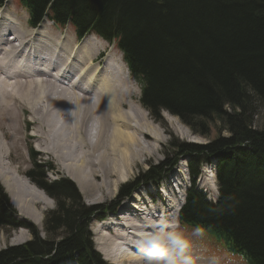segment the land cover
<instances>
[{"label":"trees","instance_id":"1","mask_svg":"<svg viewBox=\"0 0 264 264\" xmlns=\"http://www.w3.org/2000/svg\"><path fill=\"white\" fill-rule=\"evenodd\" d=\"M7 0H0L3 6ZM32 27L48 19L72 26L82 39L94 34L114 42L141 84V104L154 115L179 117L195 133L210 138L211 121L219 136L206 144L174 140L166 157L120 187L109 206L87 207L69 178L49 180L50 162L31 153L27 173L56 201L45 215V238L18 219L0 185V231L26 228L32 240L0 250V264H112L95 249L92 217L114 212L142 185L159 186L188 158L190 187L178 214L182 228L196 225L246 264H264V0H17ZM226 131L227 135L222 134ZM39 156V154H38ZM216 161V202L198 186L203 166Z\"/></svg>","mask_w":264,"mask_h":264},{"label":"bare ground","instance_id":"2","mask_svg":"<svg viewBox=\"0 0 264 264\" xmlns=\"http://www.w3.org/2000/svg\"><path fill=\"white\" fill-rule=\"evenodd\" d=\"M16 21L13 17H8L3 14L2 9L0 10L1 46L2 48L9 45L15 47L16 53L20 56V58L17 59L18 61L15 67L23 63L24 66L26 65L28 68L32 67L34 70L29 71L25 68L10 69V72H7L5 69L1 70L0 77H5L3 78L4 81H0L1 100L7 107L10 106V103L5 100V94L12 86L11 88L15 90L16 96L22 94L30 98L31 103L28 105L34 110L33 105L36 104L38 95H42L43 93L42 91L40 93L41 87L32 89L34 82L26 83L25 86L28 89L25 90L21 88L24 84H20V81H14L13 79H16L17 74H19V77L21 74L22 78L27 77V75L28 77L33 76L38 80L48 76L47 78L49 79L52 91H47L46 103L49 105V109L52 113L50 112L51 115L47 129L54 133L55 136L53 139L54 148L40 145V147L44 148H42V151L53 153L55 156L57 152L62 156L58 157L63 161L64 167L68 170L71 180L73 179L78 183L83 193L91 195L99 190L92 177H95L97 171L98 173L102 172L104 176L103 179L107 178V180H110L113 175H118L117 179H113V191H115L120 182H124L128 179V171L132 169L133 163L131 161L136 149H138L136 152L137 155L143 152L146 153L149 149L155 152L158 148L157 145L164 140L162 135L159 130L150 123L146 111L143 110L139 104H135L137 102L128 103L127 99L122 97L125 94L121 95L118 92V89H124L127 83L124 75L119 76V82L117 83L111 80H100L99 82H85L83 80L84 69L88 66V63L93 61V55L103 50L98 55L101 56L102 53L106 51L105 44L100 41V39L98 40L97 36L96 38L95 35H89V38H83L79 41L77 46L72 47L68 44L70 42L66 41L65 36L56 40L49 36L46 31L42 30L40 26L41 28L39 27L32 31V38H30V40L25 36V38L19 40L18 38L22 37L24 32L27 33V30L23 29L21 24ZM11 28H13L12 31L14 32L11 31ZM28 57L34 60L35 64L31 65L25 62V58ZM98 58L99 57L96 58V61ZM37 60L40 61L38 62ZM44 65L52 67L48 70L43 67ZM86 70L87 69H85V71ZM69 72H73V75ZM39 84H41V82ZM14 86H17L20 91ZM70 90L74 93L81 92L82 96H75L76 101H73V98L69 97ZM91 95L93 96L91 97ZM131 96L132 93L126 89V98L132 99ZM40 99L42 100L43 97ZM126 106H128V109L124 108ZM46 108V106L45 108L42 107V110L45 111ZM13 109L20 111L18 105H15ZM62 112L66 114V119L64 118V120L61 119L62 117L60 118ZM165 116L166 119L174 125V122H176L173 119L174 117H171L172 115L169 116L167 113ZM93 118L97 124H93V122V125H91L90 121L94 120ZM43 129H45V127L42 125V130ZM151 139L155 142V145L151 144L149 141ZM0 145H2V143H0ZM84 147L89 149V163H87L89 165V170L84 165L87 160L86 157L80 160L76 159L80 153L79 151ZM91 151H95V153ZM2 158L3 157L0 156V160ZM97 168H101V172L97 170ZM176 173L178 178L183 174L181 170H176ZM207 175L211 177L209 172ZM0 176H2V174H0ZM215 176L217 178L216 170ZM186 183V185L179 183V185L181 184L184 186V192L180 191V187L178 190L182 196H180V199L166 190V200H168V204L166 205L168 211H166V214L162 210H152L151 208L153 207L148 210L144 209L147 207V202H142L143 198L141 193H137L136 196H133L134 199L126 202L125 208L138 212L140 221L135 218L136 215L134 213L130 215L131 213H128V211H123L119 215L121 220L104 221L99 224V228L96 231L101 232L105 228L109 229V231L110 229L113 230L110 231L113 238L115 237L113 242L116 241L118 243L114 242L112 244L110 236H107L109 240L107 241L106 239L104 243L102 242L98 250L106 251L109 258L112 257L113 263L117 261L121 262L126 259L142 264L140 242L137 240L141 239L143 233L152 230V225L155 222L161 220L169 222L177 221L181 206L185 202L186 190L190 187L189 183ZM209 187L211 190H215L214 186L209 185ZM39 193V191L32 190V192L29 191L25 193L26 195L24 197L20 196V200L16 198L12 200V203L18 207L21 214L24 213L27 218L31 220L34 219V222L37 224H41L39 216H42V212H40V214L38 213V216L35 217V214H33L31 210H29V213L24 210L28 211V207L37 201L43 203L44 210L46 207H49V199H47L49 196L47 195L48 197L46 198L45 195L43 196V193ZM111 194L112 193H110V195ZM169 209H172V211L170 210L169 212ZM145 212L146 216H143ZM117 230L120 231V235ZM103 233L107 234L106 231ZM102 245H104L103 248ZM106 246H108V248ZM192 258L193 264L203 263H201V260L198 261L199 259L197 258ZM210 262L209 260V263H207L212 264ZM204 264H206V262Z\"/></svg>","mask_w":264,"mask_h":264},{"label":"rangeland","instance_id":"3","mask_svg":"<svg viewBox=\"0 0 264 264\" xmlns=\"http://www.w3.org/2000/svg\"><path fill=\"white\" fill-rule=\"evenodd\" d=\"M2 11L3 14H5L6 16L13 17L15 21L17 20L21 24L23 29L27 30V33L24 32L22 34V37L20 38L17 37L19 40H22L25 37L29 38L30 40V38H32V31L41 26L42 30L46 31L49 34V36L55 38L56 40L60 39L62 36H65L66 41H69L70 43L68 44L71 45L72 47L77 46L80 41V39L76 35L75 29L72 26H65V27L60 26L47 19L37 28H33L29 23L28 10L17 0H9L6 3V5L2 7ZM12 30L13 28H11V31ZM88 36L84 38L86 39ZM99 39L105 44L106 51L103 52L101 56L98 55L103 50H101V52H99L98 54L93 55L94 57L93 61L91 63H88V66L85 67V69H87L86 71L84 69L83 80L85 82H90V81L99 82L100 80H111L117 83L119 82V76L124 75L127 83L124 86V89L121 90L118 89L119 90L118 92L121 95L125 94L122 97L127 99L128 103L137 102L135 104H139L141 108L146 111L147 115L149 116L148 119L150 123H152L159 130L164 140L163 142L157 145L158 148L156 149L155 152L149 149L147 150L148 152L146 153L143 152L137 155L136 152L138 151V149H136V151L133 153L134 157L131 161L133 163L132 169L131 171H128L129 177L124 182H120L118 187L115 189V191H113V183H114L113 179H117L118 175H113L110 180H107V178L103 179L104 176L102 175V172L100 170L101 168H97V170H99L101 173H98L97 171L95 173L96 174L95 177L91 175L95 180V183L99 189L98 191H95V193L91 195L83 193L78 183L72 179L79 188L83 197V201L87 207H100L106 205L111 206L114 203V201L117 199V196L119 195L120 187L122 185L135 180L140 175V173H143L146 170H148L150 166L157 165L159 162L164 160V158L166 157L165 149L170 148L169 146L172 141L179 140L185 143L206 144L209 141L214 140L219 136L220 127H221L220 123L211 121L210 123L211 136L210 138H206L195 133L189 126L183 123L179 117L171 114L167 110H162L160 115L152 114L141 104V91H142L141 84L137 80H135L134 77L131 75L130 70L124 60V55L122 51L116 46V44L108 42L101 37H98V40ZM97 57L99 58L96 61ZM18 58H20V56L16 53L14 46L9 45L5 48H2L0 42V71L5 69L7 70V72H10V69H18V68H25L28 69L29 71L34 70L32 69V67L28 68L26 65L24 66L23 63H20V65L15 67ZM25 59H26L25 62L31 65L35 64L34 63L35 61L30 59L29 57ZM37 61L39 62L40 60ZM43 67L49 70L52 66L44 65ZM69 73L73 75V72H69ZM18 75L19 74H17L16 79L13 80L20 81L19 82L20 84H24L23 86H21V88L26 90L28 88L25 86V84L34 82L32 89H37L41 87L40 93L41 91L43 93L42 95H38L36 104L33 105L34 110L30 108L28 105L31 103L30 98H27L22 94L16 96L15 90H12L11 88L12 86L9 88V91L5 94V100L10 103L9 107H7L5 103H3L0 97V140H1L0 143H2V145H0V151L2 153V154L0 153L1 154L0 156L3 157L0 160L1 163L0 174H2V176H0L1 177L0 185L4 189L5 193L8 194L11 203L13 198L19 199L20 196L24 197L26 195L25 193H28L29 191L32 192V190L37 192L39 191L40 193H43V196L45 195L46 198L48 197L46 192L38 188L37 184H35V182H33L32 179H30V177L27 176L28 175L27 173L29 172V170H31L33 166V159L31 156L32 149L37 154L38 160H42L43 162H50L54 165L53 171H48L46 174L49 180L70 178L69 172L64 167L63 161H61V159L58 157L61 155H59L57 152H56V156L53 153H49L47 151L44 152L42 151L43 147H40V145H44L54 148L53 139L55 135L54 133H52L47 129V127L49 126V118L52 113L51 110L49 109V105L46 103L47 91L49 92L52 91L49 79L47 78L48 76H45L44 79L41 78L38 80L36 77L33 76L28 77L27 75L28 78L27 77L22 78L20 74L21 77L20 78ZM17 77H19L20 79ZM3 78L5 77L1 76L0 81H4ZM40 82L41 84H39ZM14 87L19 90L17 86ZM126 89H128V91L132 93L131 96L132 99L126 98ZM75 96L81 97L82 93L81 92L74 93L72 90H70L69 97H72L73 101H76ZM92 96L93 95H91V97ZM41 97H43L42 100L40 99ZM15 105H18L20 107V111L13 109ZM44 105L47 107L45 111L42 110V107L45 108ZM124 108L128 109V106ZM165 112L169 116L172 115L171 117H174L173 119L176 121L174 122V125H172V123H170L166 119ZM60 118L62 120H64V118L66 119V114L62 112L60 114ZM92 123L97 124L95 122V119L90 121L91 125H93ZM42 125L43 127H45V129L43 130H42ZM255 127L256 128L264 127V112H260L256 116ZM221 133L227 135L226 131H222ZM149 141L151 142L152 145H155L154 144L155 142H153L152 139ZM79 152L80 153L76 157V159L80 160L83 159V157H86L87 160L85 161L84 165L89 170V165L87 164L89 163L88 162L89 149H87V147H84ZM91 152L95 153V151H91ZM187 162H188V158L185 157L182 158L181 161L172 169V171L169 172L168 176L160 183L159 187L156 188L150 184L142 185L138 187V189L135 190V192L131 195V197L120 201L119 205L116 207L114 212H111L109 210V212L106 213L104 217H101L102 214L99 212L97 213L96 210V213L92 217L89 226V230L93 237L94 247H96L95 249L98 252L100 251L98 250V248L100 249L102 242L104 243L106 239L107 241L109 240L107 236H110L111 238L110 241L112 244L116 242V241L113 242L115 237L113 238V235L110 232L112 231L111 229L110 231L109 229L106 228L101 232L96 231L99 228V224L103 223L104 221L121 220L119 215L123 211L124 212L128 211V213H131V215L132 213H134L136 215L135 218L140 221V216L138 215V212H134L128 208L127 210L125 208L126 202L132 201L134 199L133 196H136L137 193L142 194V198H143L142 202L145 201L147 202L146 204L147 207L144 209L148 210L151 207H153L151 208L152 210L154 209L156 211L162 210L166 214L167 213L166 211H168V208L166 209V205L168 204V200H166V194H165L166 190H168L175 197H178V199H180L181 194L178 192V190L180 187V191L184 192L183 191L184 186L181 184L179 185V183H182L184 185L187 184L186 182L189 183L190 176H189V169ZM215 169H216L215 160L206 163L203 166V171L199 180L201 188H203L204 192H206L207 196L210 197L211 199H217L219 194L217 188V179L215 176ZM176 170L182 171L183 174L180 176V178L177 177ZM208 172L210 173L211 177H208L207 175ZM209 185L214 186L215 190H211ZM110 193L112 194L110 195ZM169 195L171 196L170 193ZM47 199H49L48 200L49 207H46L45 210L43 208V203L38 201L31 204V206L28 207V211L24 210L27 213H29V210H31V212L35 214L34 215L35 217L38 216V213L40 214V212H42V216H39V219L41 220V224L35 223L34 219L31 220L27 218V216L24 213L21 214L18 207L15 206L14 203H12V205L17 211L18 219L35 226L40 231V236L43 238L47 236V234L45 233V215L47 212L56 208V201L50 197H48ZM170 210L172 211V209H169V212ZM143 216H146V212ZM104 231H106L107 234L103 233ZM117 232H119L118 234L120 235V231L117 230ZM188 234H190L191 236L190 254L192 257L199 259L198 261L201 260V263L203 262L202 264H204L205 262L206 264H208L209 260L211 261L210 263L212 264H246V261L243 257L233 254L226 248H222L221 244L217 240L215 239L213 240L208 235L202 234L200 236H196L191 232H188ZM32 238H33V234L30 232V230L26 228H19L16 230H12L10 232L0 231V250H3L10 246L21 245L23 243L32 240ZM137 241L140 242V240ZM103 246L104 245H102V248ZM106 247L108 248V246ZM100 252L99 253L101 254L102 258L104 260L107 259L108 263L141 264L140 262L137 263L134 261H128L126 259L122 260L121 262L117 261L113 263V260L111 259L112 257L109 258L106 251H100Z\"/></svg>","mask_w":264,"mask_h":264},{"label":"clouds","instance_id":"4","mask_svg":"<svg viewBox=\"0 0 264 264\" xmlns=\"http://www.w3.org/2000/svg\"><path fill=\"white\" fill-rule=\"evenodd\" d=\"M203 233L201 225L192 229L196 236ZM190 248L191 236L178 221L155 222L152 230L143 233L140 239L142 264H193Z\"/></svg>","mask_w":264,"mask_h":264}]
</instances>
